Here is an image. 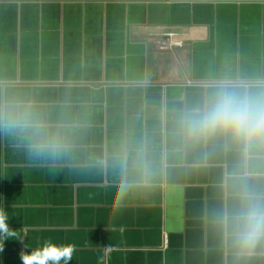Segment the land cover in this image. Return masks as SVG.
<instances>
[{
	"label": "crops",
	"instance_id": "0c3cea01",
	"mask_svg": "<svg viewBox=\"0 0 264 264\" xmlns=\"http://www.w3.org/2000/svg\"><path fill=\"white\" fill-rule=\"evenodd\" d=\"M223 91L264 93V0H0V108L64 144L36 156L0 122V264L46 240L67 264H264L233 237L264 207V146L190 131Z\"/></svg>",
	"mask_w": 264,
	"mask_h": 264
},
{
	"label": "clouds",
	"instance_id": "9594fccd",
	"mask_svg": "<svg viewBox=\"0 0 264 264\" xmlns=\"http://www.w3.org/2000/svg\"><path fill=\"white\" fill-rule=\"evenodd\" d=\"M0 122L12 129L29 130V150L36 156L59 152L64 144L60 133L49 132V125L28 102L15 101L0 108ZM190 131L214 136L222 134L242 144L247 150L253 146H264V93L223 91L213 97L205 111L190 120ZM120 206L119 197L114 202ZM9 217L0 209V234L15 236L16 231L8 224ZM234 240L241 250L251 251L264 240V207L243 208L235 218ZM3 247L0 246V252ZM72 243L58 244L46 240L43 246L30 253L22 252V264H64L75 254Z\"/></svg>",
	"mask_w": 264,
	"mask_h": 264
},
{
	"label": "built area",
	"instance_id": "2783aa9c",
	"mask_svg": "<svg viewBox=\"0 0 264 264\" xmlns=\"http://www.w3.org/2000/svg\"><path fill=\"white\" fill-rule=\"evenodd\" d=\"M182 46H183L182 42H180V41L175 42L173 40V35L168 34L165 42H163L161 45V49L166 50V49L175 48V47H182Z\"/></svg>",
	"mask_w": 264,
	"mask_h": 264
}]
</instances>
